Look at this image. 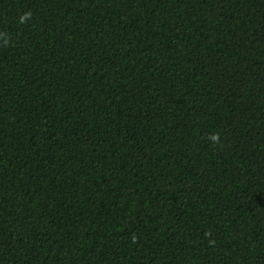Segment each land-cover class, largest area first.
<instances>
[{"label": "trees", "instance_id": "trees-1", "mask_svg": "<svg viewBox=\"0 0 264 264\" xmlns=\"http://www.w3.org/2000/svg\"><path fill=\"white\" fill-rule=\"evenodd\" d=\"M0 264H264V0H0Z\"/></svg>", "mask_w": 264, "mask_h": 264}]
</instances>
